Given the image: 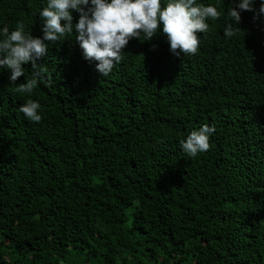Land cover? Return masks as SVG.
Returning a JSON list of instances; mask_svg holds the SVG:
<instances>
[{
  "label": "trees",
  "instance_id": "16d2710c",
  "mask_svg": "<svg viewBox=\"0 0 264 264\" xmlns=\"http://www.w3.org/2000/svg\"><path fill=\"white\" fill-rule=\"evenodd\" d=\"M46 2L0 0V27L42 35ZM197 2L222 17L196 55L141 36L104 77L72 35L32 94L0 69V264H264V18L242 12L226 39L231 0ZM203 124L211 147L190 158L179 142Z\"/></svg>",
  "mask_w": 264,
  "mask_h": 264
},
{
  "label": "clouds",
  "instance_id": "9594fccd",
  "mask_svg": "<svg viewBox=\"0 0 264 264\" xmlns=\"http://www.w3.org/2000/svg\"><path fill=\"white\" fill-rule=\"evenodd\" d=\"M231 0L223 26V36L231 39L241 23V13L251 11L256 19L264 18V0ZM75 13V16H74ZM34 16L40 18L42 35L25 31V24L17 22L15 29L5 24L0 27V69H6L17 94H32L45 79L39 68L48 54L49 43L69 40L82 50L85 60L96 62V70L107 77L124 59L126 46L132 39L151 41L162 33L169 51L176 57L196 55L201 44L198 33L206 36L211 28L209 20L222 17L218 4L198 3L197 0H47ZM31 63L35 70L31 78L25 77L24 65ZM51 84V81H49ZM41 104L28 99L19 111L30 122H40ZM214 125L203 124L180 140L182 151L190 158L208 151Z\"/></svg>",
  "mask_w": 264,
  "mask_h": 264
}]
</instances>
